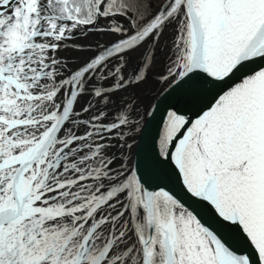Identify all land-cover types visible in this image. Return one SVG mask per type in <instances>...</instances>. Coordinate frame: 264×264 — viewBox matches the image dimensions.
Instances as JSON below:
<instances>
[{
  "label": "snow or ice",
  "instance_id": "1",
  "mask_svg": "<svg viewBox=\"0 0 264 264\" xmlns=\"http://www.w3.org/2000/svg\"><path fill=\"white\" fill-rule=\"evenodd\" d=\"M238 73L157 139L225 239L129 164L143 115L117 97ZM0 264H264V0H0Z\"/></svg>",
  "mask_w": 264,
  "mask_h": 264
},
{
  "label": "bare ground",
  "instance_id": "2",
  "mask_svg": "<svg viewBox=\"0 0 264 264\" xmlns=\"http://www.w3.org/2000/svg\"><path fill=\"white\" fill-rule=\"evenodd\" d=\"M96 39L98 37L94 36L89 41L78 40L74 41V43H89L94 42ZM170 40L171 33L166 31L160 43L157 45L158 59L155 71L160 70V66L163 64L164 57L167 53V48L163 52L160 51L161 46ZM59 55L77 56L83 54L61 52ZM240 77L241 74L238 73L223 86V89L217 88L210 90V86H207L205 89L192 94L180 89L176 91L167 90L166 86L157 84L150 74L147 84L138 88L129 89L125 93H119L117 97L118 99L119 96H134L139 101L138 106L143 115L141 133L137 136L134 143V147L129 156V164L135 166L136 163H139L140 174L150 190H158L163 187L173 194L187 209L192 211L193 214L197 215V218L205 226L209 227L210 230H215L225 239H228L231 234L226 229L221 228L220 224L227 222L220 221L219 217L214 215V210L206 202L199 201L187 193L178 178V173H176L174 166L170 162L163 165L156 163V154L158 151L157 139L167 111L178 110L186 119L195 120L213 102V97L217 93L239 82ZM149 112L152 113V116L147 114ZM235 248L238 253L249 255L253 261L256 260V256L251 248L247 246L240 247L239 245H235Z\"/></svg>",
  "mask_w": 264,
  "mask_h": 264
},
{
  "label": "water",
  "instance_id": "3",
  "mask_svg": "<svg viewBox=\"0 0 264 264\" xmlns=\"http://www.w3.org/2000/svg\"><path fill=\"white\" fill-rule=\"evenodd\" d=\"M157 111H158V110H157ZM151 116H152V114H151ZM145 125H146V122H145ZM145 125H144V126H145Z\"/></svg>",
  "mask_w": 264,
  "mask_h": 264
}]
</instances>
